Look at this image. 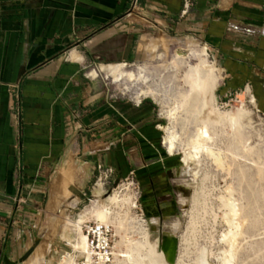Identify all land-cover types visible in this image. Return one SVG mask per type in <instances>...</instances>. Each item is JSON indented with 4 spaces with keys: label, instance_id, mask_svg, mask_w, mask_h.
<instances>
[{
    "label": "crops",
    "instance_id": "crops-1",
    "mask_svg": "<svg viewBox=\"0 0 264 264\" xmlns=\"http://www.w3.org/2000/svg\"><path fill=\"white\" fill-rule=\"evenodd\" d=\"M138 1L128 16L132 0H0V264L27 238L48 172L69 151L149 191L168 180L155 109L114 101L96 80L141 59L144 23L197 36L225 72L221 96L248 84L264 112V34L247 30L261 29L264 0H196L186 17L184 0Z\"/></svg>",
    "mask_w": 264,
    "mask_h": 264
},
{
    "label": "rangeland",
    "instance_id": "rangeland-1",
    "mask_svg": "<svg viewBox=\"0 0 264 264\" xmlns=\"http://www.w3.org/2000/svg\"><path fill=\"white\" fill-rule=\"evenodd\" d=\"M144 24L147 26L139 42L141 59L127 64V70L135 75L143 72L149 83L131 84L127 80L116 83L109 77L106 68L105 71L97 70L101 77L98 76L96 80L114 101L129 107L150 103L156 111L153 126H159L160 130L171 128V132L178 134L175 156L169 152L164 131L161 130L160 140L156 141V149L162 155L172 157V164L166 167L168 180L159 183L157 191H149L134 173L122 177L115 167L104 168L102 165L101 169L98 166L94 168L74 151H69L49 170L47 190L43 191L41 204L32 216L29 234L18 243L13 258L9 260L11 263L94 264L91 257L88 262L84 259L85 255L75 250L81 242L79 226L84 230L87 225L97 223L99 215L103 213L114 235L111 252L120 259L112 264H147L153 251L151 222L155 217H160V210L166 209L181 221L175 264H201L204 255L209 256L213 264H223L227 252L233 249L229 241L232 240V231L237 232L235 225L239 223L243 227L238 231L233 249L234 263L264 264V112L254 91L247 84L234 95L223 98L220 91L225 85V72L210 46L195 35L179 34L158 25ZM259 27L264 28V22ZM247 30L261 33L256 29ZM162 37L165 40L160 54L164 55V59L160 60L148 48L156 47ZM186 50H193L198 58L205 59L214 67L219 80L215 95L211 93V77L207 81L208 86L203 85L202 92L193 95L190 81H198V78L190 71L189 63L181 54ZM97 66L89 67L87 74ZM148 88L161 94L160 102L149 96L139 97ZM253 99L256 104H253ZM139 100L141 103L137 104ZM171 107L180 109L175 124L167 114ZM218 112L244 115V118L238 123L229 120L215 122ZM202 125L210 130L214 142L211 149L202 154V159L193 169L194 174L181 175L185 167L184 159L191 153L198 128ZM94 145L96 151L103 148L97 142ZM71 162L72 168L69 166ZM132 178L134 186L130 183ZM179 183L193 187L186 211L182 209ZM65 194L67 198L77 195L79 201L72 205V210L65 211L63 223L60 220L55 224L52 220L56 217L55 201ZM116 194H120L121 199L125 196L131 198L136 208L125 204L117 208L111 202ZM235 211L239 212L237 218ZM44 215L47 216L44 225L50 228L46 236L42 235L43 225L40 223ZM30 250L33 251L30 257L21 261ZM139 253L140 260L135 263L122 256H138ZM160 260L163 261L159 263H166L164 258Z\"/></svg>",
    "mask_w": 264,
    "mask_h": 264
},
{
    "label": "bare ground",
    "instance_id": "bare-ground-1",
    "mask_svg": "<svg viewBox=\"0 0 264 264\" xmlns=\"http://www.w3.org/2000/svg\"><path fill=\"white\" fill-rule=\"evenodd\" d=\"M256 30L264 34V28H261V29L258 28ZM163 44H164V39L161 40L157 44L156 47L148 48V50L151 51L152 53H156L157 58L160 60L164 59V55L160 54V48L163 46ZM181 54L189 63L190 71L193 74H195L196 77L198 78V81H190L191 87L193 89V92H192L193 95H194V93L197 94V93L202 92L203 85H205L206 87L208 86L209 82H207V81H209L210 77L212 78L211 83L213 85L211 93L214 94L215 93L214 91L217 89V86L219 83V80L217 78L216 71H215L214 67H212V65L210 63H208L205 59L198 58L197 54H195V52L192 50L183 51V52H181ZM103 69H105V68H103ZM107 69L109 71V77H112L116 83H120V82H123L125 80L130 81V83H135L137 81L138 82L140 81L143 83L147 82V76L143 72H140L139 74L135 75L134 73L127 70V64L111 66V67H108ZM203 75H205L204 79H203ZM152 90H153L152 88H148L147 90H143L139 94V97L142 98V97H148V96L149 97L155 96L157 101L160 102L159 98L161 95H159L158 93L155 94ZM189 96L190 95L186 96V99H188ZM253 104H256L255 99H253ZM179 113H180V109H178V107L170 108L169 111L167 112L168 118L170 119L172 124H175V122L177 121ZM243 118H244V115H234V114L225 115L221 112L220 113L218 112L216 114V121L215 122H221L223 120H229L231 123H238V122L242 121ZM161 130L167 134L166 145L168 146L170 154L175 156L176 152H177L178 134L175 132H171V130H172L171 128H161ZM213 142H214V138L212 137L210 130L205 125L200 126L198 128V133L196 136V141L194 142V146L191 150V153L188 156H186V158L184 159L185 167H184V169H182L180 174L181 175H187V174L193 173L194 167L197 165L198 161L200 159H202V154L206 150L211 149L210 146H211V144H213ZM212 153H213V150H212ZM69 166H71V168L73 167L72 162L70 163ZM81 177L83 178V176H81ZM178 187H179L178 190L181 193L180 195H182V205H183L182 209L184 211H186V207L188 206L187 203L189 200L190 191H192L193 187L191 188V186H188L185 183H179ZM126 190H128V189H126ZM126 197L127 196H125L124 198L121 199L120 194H116L115 197L111 200V202L117 208H119L122 204H125L127 206L131 205V207L135 209L136 206H134L133 202L131 201L132 199L126 198ZM78 201H79V199H78L77 195L70 196L69 198H67L66 194H65L61 198L58 197L55 201L56 205L54 207V211L56 212V217H54L52 219L53 223L56 224V223L60 222V220L62 222V219L65 220V217H64L65 211L66 210H72V208H73L72 205ZM55 212H54V214H55ZM238 216H239V212L235 211V217L237 218ZM45 217H47V216L44 215L43 219H41L40 223L43 225V229L41 231L42 235L46 236L48 231H50V228H48L44 225L45 221L47 219V218L45 219ZM235 217H232V218H235ZM48 220H49V218H48ZM233 221H235V219H233ZM97 223H101L107 227H111L110 225H108L103 213L101 215H99ZM57 226H59V225H57ZM235 226H237V228H236L237 232L235 233L232 231V240L229 241L232 243L231 247H233V249L235 248V242H237L236 239L239 236L238 231L241 230V228L243 227V224L239 223L238 225H235ZM150 227H151L150 242L153 245V251H152V257L147 262V264H157V263L162 264V263L158 262V261H163V260H160L161 258H164L166 260L165 264H175L177 261L176 260L177 256H178L179 233H180V229H181L180 219L177 217L171 216L167 212L166 209H164L163 211L160 210V217H155L152 220ZM233 227H234V225H233ZM79 229L82 232L83 236L81 235V237H79L81 242L79 243V245L76 247L75 250L80 251L81 255H85L84 259L87 260L88 262H90V260L92 259V257H91L92 253L90 250V246L87 242L88 241L87 236H86V234L83 233V230L80 228V226H79ZM233 249L230 250V252H227L228 256L222 260L223 264H235L234 263L235 256H234V250ZM149 250H148V252H149ZM111 253H112L113 259H112V262L110 264H112L113 261L119 262L120 259L116 256V253H113V252H111ZM122 256H123V259H128V258L131 259L132 263H135L136 261L140 260V253L138 254V256H132V255L127 256L124 254H122ZM225 256H226V254H225ZM90 257H91V259H90ZM142 258H144V257L142 256ZM201 264H213V263L210 262L209 256L204 255L203 259L201 260Z\"/></svg>",
    "mask_w": 264,
    "mask_h": 264
},
{
    "label": "built area",
    "instance_id": "built-area-1",
    "mask_svg": "<svg viewBox=\"0 0 264 264\" xmlns=\"http://www.w3.org/2000/svg\"><path fill=\"white\" fill-rule=\"evenodd\" d=\"M138 0H132L131 9L128 12V16H132L139 6ZM196 6V0H184L182 16H188ZM101 165L98 166L101 169ZM110 172H112L110 170ZM129 180V179H128ZM131 184L134 186V180L132 178ZM138 204V200H137ZM144 217V214H143ZM83 232L87 236V242L90 246L91 257L94 264H110L112 262V253L114 243V235L111 227H107L101 223H91L87 225ZM85 264V263H83Z\"/></svg>",
    "mask_w": 264,
    "mask_h": 264
},
{
    "label": "water",
    "instance_id": "water-1",
    "mask_svg": "<svg viewBox=\"0 0 264 264\" xmlns=\"http://www.w3.org/2000/svg\"><path fill=\"white\" fill-rule=\"evenodd\" d=\"M32 252H33L32 250H30L29 252H27V253L24 255V257L21 259V261L26 260V259L32 254ZM4 261H5L6 264H14V263H11V262L9 261V259H5Z\"/></svg>",
    "mask_w": 264,
    "mask_h": 264
}]
</instances>
